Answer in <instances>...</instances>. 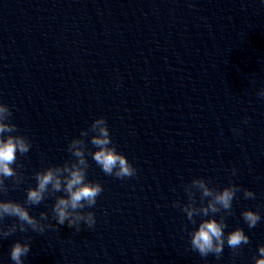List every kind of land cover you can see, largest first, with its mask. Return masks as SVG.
<instances>
[{"label": "clouds", "instance_id": "obj_1", "mask_svg": "<svg viewBox=\"0 0 264 264\" xmlns=\"http://www.w3.org/2000/svg\"><path fill=\"white\" fill-rule=\"evenodd\" d=\"M258 95L264 98V88ZM12 115L10 107L0 103V197L9 191L6 180L12 181V187H18L23 182V175L19 171L22 165L17 163L18 154L24 156L32 147L28 136L16 134L18 128L12 122ZM247 122L248 118L245 117L244 123ZM233 132L239 134L240 129H233ZM89 133H93L90 138ZM89 144L96 150L92 151ZM67 151L72 159L66 160L62 165H49L34 173L36 184L26 189L23 204L0 198V239H6L17 231L26 233L29 229L42 235L46 230L65 223L77 232L82 223L89 229L94 228L95 213L85 209H92L96 205L103 187L99 182L87 179L90 167L88 156L107 176L123 180L137 174V169L127 157L117 151L104 117L94 119L88 128L81 130L79 137L72 138ZM235 173L236 170L233 169L232 174ZM183 189L187 202L174 201L173 207L179 208L193 225L197 223L196 218L201 217L198 227L188 233L191 250L204 258L213 255L219 259L227 245L232 250L233 257L238 256L241 247L250 243V238L241 227L226 233V219L232 214L233 200L237 198V193L242 191L245 199H255V193L231 183L220 189L213 186L210 179L203 177L193 178L189 183L183 184ZM197 193L199 205L195 199ZM53 197L51 218L56 222L55 225L48 222L47 212H40L39 218L30 214L29 207L40 205ZM216 214H219V219ZM241 216L249 229L255 228L261 221L258 211L246 209L241 212ZM9 217L15 218L14 222L4 225V219ZM204 217L208 218L203 219ZM30 251V239L25 242L17 240L10 247V259L14 264H24V258ZM257 253L252 257V264H264V245L258 246Z\"/></svg>", "mask_w": 264, "mask_h": 264}]
</instances>
